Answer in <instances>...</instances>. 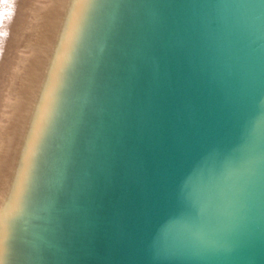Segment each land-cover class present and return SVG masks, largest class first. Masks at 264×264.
I'll use <instances>...</instances> for the list:
<instances>
[{"label":"water","instance_id":"water-1","mask_svg":"<svg viewBox=\"0 0 264 264\" xmlns=\"http://www.w3.org/2000/svg\"><path fill=\"white\" fill-rule=\"evenodd\" d=\"M0 264H264V0H31Z\"/></svg>","mask_w":264,"mask_h":264},{"label":"rangeland","instance_id":"rangeland-1","mask_svg":"<svg viewBox=\"0 0 264 264\" xmlns=\"http://www.w3.org/2000/svg\"><path fill=\"white\" fill-rule=\"evenodd\" d=\"M31 0H0V101L5 91Z\"/></svg>","mask_w":264,"mask_h":264}]
</instances>
